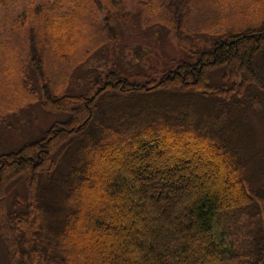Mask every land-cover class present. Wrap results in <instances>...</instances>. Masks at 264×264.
Here are the masks:
<instances>
[{
    "label": "trees",
    "instance_id": "16d2710c",
    "mask_svg": "<svg viewBox=\"0 0 264 264\" xmlns=\"http://www.w3.org/2000/svg\"><path fill=\"white\" fill-rule=\"evenodd\" d=\"M142 32L161 60L72 83ZM32 106L55 119L0 153L3 264H239L264 216V0L34 1L0 31V122Z\"/></svg>",
    "mask_w": 264,
    "mask_h": 264
},
{
    "label": "rangeland",
    "instance_id": "374dc122",
    "mask_svg": "<svg viewBox=\"0 0 264 264\" xmlns=\"http://www.w3.org/2000/svg\"><path fill=\"white\" fill-rule=\"evenodd\" d=\"M38 2L39 0H0V31L7 29L13 19L19 11L23 8H26L32 2ZM59 2L65 3V6L69 5L70 0H58ZM205 12V8H198L194 11L193 17L196 19V16L203 14L200 11ZM133 45L130 46L132 51L124 52L121 55H117L114 58H110L111 55L109 52L110 46L100 50V53L94 57L87 65L80 68L75 72L72 83L77 86H83L86 84H90L91 81L95 78V74H99L106 70V68L110 65V63L116 61L120 58V64H128L133 63L131 69L136 70L141 68H147L149 64L154 63L156 57L161 60L168 53V48L162 44L155 45L153 42L157 38H152L150 35L147 37L143 34V32L139 36H134ZM171 43L174 45L173 38H171ZM170 45V42H169ZM170 47H173L172 45ZM111 50V49H110ZM122 58V59H121ZM60 119V117H57ZM55 118L52 116H47L42 113L39 108L36 106L26 107L18 113L9 117V120L6 123L0 122V153L7 152L9 150H15L19 148L23 143L34 140V138L40 136L38 134L45 124H49ZM257 122V121H256ZM46 128V127H45ZM253 128V139H254V151L258 152L261 148V145L264 141L262 136V132L260 128L256 127L254 123L252 124ZM41 133V132H40ZM36 135V136H35ZM18 192L17 195H22V190L18 186V184L14 183L9 194L7 201L10 205L14 198V192ZM247 191L249 194L251 193V189L247 186ZM16 199L20 200L18 196ZM242 226L238 230L237 236L241 242V249L243 251L242 256L239 258V264H258L251 254H247L246 252L252 246V238L257 236H261L264 238V216L262 213L253 214L250 217H243L241 219ZM1 247V244H0ZM1 255L4 256L2 251H0ZM0 264H3L2 260H0ZM4 264L6 261L4 259Z\"/></svg>",
    "mask_w": 264,
    "mask_h": 264
}]
</instances>
